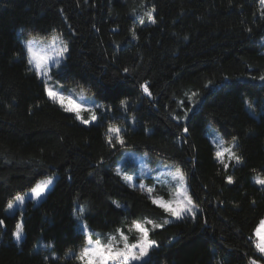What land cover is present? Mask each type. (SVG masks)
<instances>
[{
    "label": "trees",
    "instance_id": "trees-1",
    "mask_svg": "<svg viewBox=\"0 0 264 264\" xmlns=\"http://www.w3.org/2000/svg\"><path fill=\"white\" fill-rule=\"evenodd\" d=\"M53 34L69 48L53 80L100 100V122L80 123L30 70L22 40ZM262 76L261 0H0V264H81L84 225L93 235L119 229L134 242L135 221L156 242L148 264L264 263L254 234L264 186L253 180L264 179ZM109 126L125 130L126 148L185 174L197 218L171 220L116 175L122 148L107 145ZM209 126L235 141L242 164L225 169L215 159ZM47 176L54 182L42 201L6 212ZM20 220L17 245L12 233Z\"/></svg>",
    "mask_w": 264,
    "mask_h": 264
},
{
    "label": "snow or ice",
    "instance_id": "snow-or-ice-1",
    "mask_svg": "<svg viewBox=\"0 0 264 264\" xmlns=\"http://www.w3.org/2000/svg\"><path fill=\"white\" fill-rule=\"evenodd\" d=\"M261 3L264 4V0H261ZM145 16H147L148 20L151 23H156L155 19L153 18V12L149 11L145 13ZM143 19L141 18V23H143ZM133 38H135V32L133 31ZM62 46H55V38H54V45L52 48L53 54L51 56L49 55H42L37 56L36 52L34 51V46L31 41H29L27 44H25V50L27 53L28 58V64L32 66V68L35 69V75L38 78H43L44 80V91L47 93L48 97L52 99L54 102H58L61 104V107L64 108V111L66 112H75L76 113V119L80 120L81 123L87 125L90 123L89 120H83L81 119L80 110L83 109L82 105L74 104L71 100H68L67 106L63 103L65 100V97L62 96L59 92L52 90L47 80L51 79V75L49 72V62H53L56 65H62V62H66V54L69 52V48L66 43L63 41L60 42ZM62 70V67H61ZM129 69L125 68L124 72L127 73ZM261 80H264V76L260 78ZM143 89V92L147 95H151L149 92V86L147 84H142L140 86ZM219 87H224V84L219 85ZM86 111H92V109H84ZM248 110L255 115V110L253 109L252 105H248ZM192 111L191 109H188L185 111L184 115L185 117L188 116V112ZM195 114V113H193ZM173 119L179 120V116H174ZM97 116L95 114L92 115L91 121H96ZM124 129L116 128V127H109L107 129V135L105 137V141L109 148L113 151H118L117 145H119L120 148H126V141L124 139ZM145 131H148L146 129ZM184 133H188L189 129L185 127L183 129ZM225 153L228 154V158L230 160H234L236 164H242L243 158L242 156L237 155L234 151H232L231 148L224 149L223 151L217 150L215 151V159L220 161L223 164V167L227 169L229 167V164L223 163V157ZM123 158V157H122ZM103 163V160L100 162ZM116 175L121 176L120 169L116 170ZM173 175V179L179 180V186L180 191L177 192V198L175 200H169L164 201L162 197H155L151 198V203L153 205H157L160 208L163 209L164 212L168 213L172 218L176 220L184 219L186 216H191L192 218H197L198 216V209L196 205L193 203L192 197H190L187 192L188 188L185 186V174L180 171L179 168L176 169V172ZM123 180H125L128 183L129 187H134L135 185L132 183L133 178L130 176H123ZM138 180L140 178H137ZM228 184H233L234 180L232 176L226 177ZM53 178L48 177L46 179H43L35 184L34 187L31 188L30 192V199L31 200H38L43 196V194L46 192L47 189H49V186L53 184ZM257 184L264 185V180L257 179ZM139 187L141 189L145 188V185L143 182H139ZM148 192L151 193L152 189L149 188ZM14 201L23 204L25 202V196L23 195H16L14 197ZM14 207L13 202H9L7 204V209L12 210ZM116 208H120L121 205L119 203L115 204ZM79 211L81 213H84L86 209L80 208ZM7 215V213H5ZM77 219H80V217H77ZM168 221H166L167 223ZM149 224H152V221H148ZM261 225H264V219L260 221ZM5 221L0 220V226H4ZM132 227L139 233V237L136 240L135 243L129 244L127 243V236L123 234L119 229L117 232L120 234V238L125 241L122 248H113L110 244L106 246H101L99 241L93 245V242L89 236L87 240L86 247L83 248L82 253L80 256L77 257V259L81 260L83 264H108L109 259H112L114 261L120 262V264H133V262H139V264H148L149 259V253L150 251L156 246V242L151 241L149 239V230L142 226L140 223L133 222ZM155 228H161L162 225L155 224ZM84 233H90V229L87 225H84L83 228L80 229ZM24 228L21 223H17L15 225V230L13 231L12 235L15 238V242L17 245L21 243V241L24 239ZM256 235L260 236L259 230L256 231ZM256 249L261 253L264 254V237L260 238V241L255 243ZM106 251V255L104 254ZM98 257V259H96ZM47 259V258H46ZM251 264H256V261H251Z\"/></svg>",
    "mask_w": 264,
    "mask_h": 264
},
{
    "label": "rangeland",
    "instance_id": "rangeland-1",
    "mask_svg": "<svg viewBox=\"0 0 264 264\" xmlns=\"http://www.w3.org/2000/svg\"><path fill=\"white\" fill-rule=\"evenodd\" d=\"M54 38H55V46H62L60 44V42L62 40H61L60 36H58L57 34H53L49 38L30 36L26 39H23L22 44L24 47L25 44H27L29 41H31L33 43L34 51L36 52L37 56H42V55L51 56L53 54L52 48L54 45ZM24 50H25V47H24ZM25 53H26V50H25ZM66 56H67V54H66ZM26 58H27V53H26ZM27 61H28V58H27ZM62 64H63V62H62ZM30 67H32V66H30ZM48 68H49V72H50V75L52 78L47 80V83L52 90L59 92L62 96L65 97V100L63 101V103L67 106L68 100H71L74 104L82 105L83 109L80 110V115H81V119L90 121V123L87 125L96 124V123L100 122L101 115H103V114L105 115V107L102 104V102L100 100H98L97 98H95L94 96L86 94L85 91L82 89L64 88L60 84H57L53 80V73L55 71H58L61 68V65H56L55 63L50 61ZM32 69L35 72V69L34 68H32ZM40 79L43 81V84H44L43 78H40ZM46 95H47V93H46ZM47 97H48V95H47ZM50 100H52V99H50ZM55 103L61 106L60 103H58V102H55ZM84 109H92V111H86ZM71 113H73L76 117L75 112H71ZM93 114H95L97 116V120L94 122L91 121V117ZM78 121L81 123L80 120H78ZM111 127L119 128L117 126H111ZM208 138H209L211 144L213 145V148L215 151H217V150L223 151L224 149L231 148L232 151L235 152V150L233 148V146L235 145V141L234 140L225 141V139L220 135V133L211 126L208 127ZM225 160H226L227 164H236L234 160H230L228 158L227 153H225V155L223 157V161H225ZM117 169H120V171H121V178L123 176H130L133 178L132 183L135 186L132 188H135V189L145 193L150 198L162 197L164 201L175 200L177 198V192L180 191L179 180H178V178L173 179V175H172L176 172L177 168H175L171 163L165 162V161L161 160L160 158L152 157L148 152L138 151V150H133V149H128V148H122L121 152L119 153V155L117 156V158L115 159V162H114V171L116 172ZM48 177L49 176L41 178L36 183H38L39 181L46 179ZM50 177H52L53 181H54V176H50ZM137 178H140V179L138 180ZM257 179H261V178H259L257 176L253 177V180L255 182ZM261 180H264V179H261ZM139 182L144 183V185H145L144 189H141L139 187ZM35 184L32 187H34ZM52 185L49 186V189H47L46 192L43 194V196L41 198H39L38 200H31L29 198L32 187L30 189L26 190L24 193L17 194V195L25 196V202L23 204H19V203L15 202L14 198H13L10 202H13L14 207L12 210H8L7 206H6V212L13 213L18 208L22 209L27 201H32L34 204H38L40 201H42L44 199V197L46 196L47 192L50 190ZM258 185H260V184H258ZM185 186L188 188L187 180H185ZM260 186H264V185H260ZM149 188L152 189L151 193L148 192ZM187 194L190 196L189 190H188ZM193 203L197 207V204L195 203L194 200H193ZM169 218L171 220H176V219L172 218L170 215H169ZM149 220H146V221H149ZM150 221H152V220H150ZM135 222L140 223V221H135ZM19 223H21V220L19 221ZM140 224L142 226L146 227L143 223H140ZM152 225H153V223H152ZM137 234L139 236L138 232H137ZM263 235H264V232L262 230V233H260V236L263 237ZM89 236L93 242V245H95V243L97 241H99L101 246H106V245L110 244L113 248H122L124 243H125V241L120 238V234L117 231L105 232V233L96 232L95 235H93L91 233H86V242L83 245V247L79 250V252L77 253V257L80 256L83 248L88 246L87 240H88ZM14 240H15V238H14ZM135 242L136 241L130 242L127 238V243L132 244ZM73 254H74V252L71 250L68 251V253H67L68 256L73 255ZM104 254L105 255L107 254L106 251ZM96 259H98V257H96ZM256 262H257L256 264H264L262 262H258V261H256ZM80 263L83 264V262L81 260H80ZM135 263H139V262H133V264H135ZM108 264H120V262L109 259Z\"/></svg>",
    "mask_w": 264,
    "mask_h": 264
},
{
    "label": "crops",
    "instance_id": "crops-1",
    "mask_svg": "<svg viewBox=\"0 0 264 264\" xmlns=\"http://www.w3.org/2000/svg\"><path fill=\"white\" fill-rule=\"evenodd\" d=\"M262 219H264V217H263ZM262 219H261V220H262ZM261 220H260V221H261ZM257 230H259V233H262V230H263V232H264V225H261L260 222H259L258 225L256 226V229H255V231H254L255 238H256V243L259 242V241H260V238H261V236H257V235H256V231H257ZM263 237H264V235H263ZM263 256H264V254H263ZM256 263H257V262H256Z\"/></svg>",
    "mask_w": 264,
    "mask_h": 264
}]
</instances>
